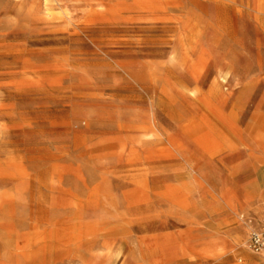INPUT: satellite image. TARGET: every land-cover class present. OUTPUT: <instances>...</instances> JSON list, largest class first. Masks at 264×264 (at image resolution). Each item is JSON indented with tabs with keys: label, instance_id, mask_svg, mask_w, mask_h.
<instances>
[{
	"label": "rangeland",
	"instance_id": "1",
	"mask_svg": "<svg viewBox=\"0 0 264 264\" xmlns=\"http://www.w3.org/2000/svg\"><path fill=\"white\" fill-rule=\"evenodd\" d=\"M264 0H0V264H264Z\"/></svg>",
	"mask_w": 264,
	"mask_h": 264
},
{
	"label": "built area",
	"instance_id": "2",
	"mask_svg": "<svg viewBox=\"0 0 264 264\" xmlns=\"http://www.w3.org/2000/svg\"><path fill=\"white\" fill-rule=\"evenodd\" d=\"M248 247L256 254L264 253V218L250 231Z\"/></svg>",
	"mask_w": 264,
	"mask_h": 264
}]
</instances>
